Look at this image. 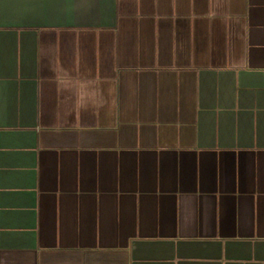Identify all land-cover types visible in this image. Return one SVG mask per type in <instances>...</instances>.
Returning a JSON list of instances; mask_svg holds the SVG:
<instances>
[{"label":"crops","instance_id":"0c3cea01","mask_svg":"<svg viewBox=\"0 0 264 264\" xmlns=\"http://www.w3.org/2000/svg\"><path fill=\"white\" fill-rule=\"evenodd\" d=\"M0 264H264V0H0Z\"/></svg>","mask_w":264,"mask_h":264}]
</instances>
